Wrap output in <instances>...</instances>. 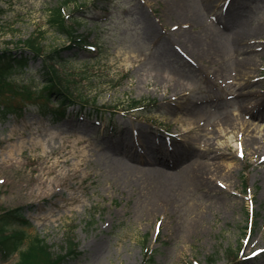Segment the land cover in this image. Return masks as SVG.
I'll use <instances>...</instances> for the list:
<instances>
[{"label":"rangeland","instance_id":"rangeland-1","mask_svg":"<svg viewBox=\"0 0 264 264\" xmlns=\"http://www.w3.org/2000/svg\"><path fill=\"white\" fill-rule=\"evenodd\" d=\"M57 5L83 17L58 67L75 103L41 112L40 59L0 93V211L55 255L72 240L63 264H264V0H0V50L69 46Z\"/></svg>","mask_w":264,"mask_h":264},{"label":"trees","instance_id":"trees-1","mask_svg":"<svg viewBox=\"0 0 264 264\" xmlns=\"http://www.w3.org/2000/svg\"><path fill=\"white\" fill-rule=\"evenodd\" d=\"M96 3L85 4L75 9L76 13L85 14L91 9H96ZM62 5H57L50 11L49 24L56 33L64 34L70 39L71 44L46 52L40 41L34 38H28L22 48L16 50H0V93L9 87L12 91V76L17 72L26 70L32 61L41 60L43 66L41 69V78L44 87L39 91L38 99H43L44 105L42 113L52 115L55 122H60L67 118L68 109L75 100L72 93L64 85L58 67L63 64V52L71 47L80 48L85 39L77 36L75 25L83 21V17L69 18L65 15ZM85 17V16H84ZM71 22V24L69 23ZM99 24L96 25L98 28ZM20 92V91H19ZM34 94L30 92L29 96ZM136 101V104H140ZM59 105L58 108H55ZM16 108L7 104H0V119H6L10 111ZM31 227V223L26 219L22 208H12L11 210L0 211V256L2 261H8L15 255H19L16 264H63L68 258L78 257L76 244L69 239V246L66 254H57L51 252V247L45 243L39 236L34 238L29 236L26 228Z\"/></svg>","mask_w":264,"mask_h":264},{"label":"bare ground","instance_id":"bare-ground-1","mask_svg":"<svg viewBox=\"0 0 264 264\" xmlns=\"http://www.w3.org/2000/svg\"><path fill=\"white\" fill-rule=\"evenodd\" d=\"M248 35L250 36V35H253V36H258V35H260V33L259 32H257V31H251L250 33H248ZM245 47L246 46H242V48L239 50V52H241L242 54H244L245 52H246V49H245ZM247 48V47H246ZM248 49V48H247ZM246 59V58H245ZM184 146H182L181 144L178 146V148L176 149L177 150V152L178 153H181V150L183 149L184 150ZM167 153V152H166ZM166 153H161L160 151H159V154H158V156L156 157V159L155 160H153V162L152 163H156V164H160V162H161V160L163 159L162 158V156L160 155V154H162V155H165ZM161 156V157H160ZM151 162V161H150ZM196 182L197 183H201V181H202V176H201V174L199 173L198 175H197V177H196ZM204 181V180H203ZM202 181V182H203ZM176 182V183H175ZM177 184V185H176ZM188 183L186 182V181H182V183H181V181H179L178 179H177V181H175V180H171V181H161V183L159 184L161 187H166V186H178V187H184V186H186ZM170 187H168V188H170Z\"/></svg>","mask_w":264,"mask_h":264}]
</instances>
